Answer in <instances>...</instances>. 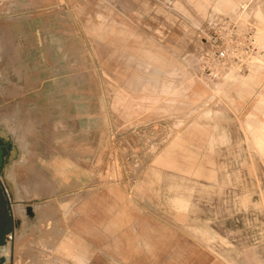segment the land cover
I'll use <instances>...</instances> for the list:
<instances>
[{"label": "rangeland", "instance_id": "374dc122", "mask_svg": "<svg viewBox=\"0 0 264 264\" xmlns=\"http://www.w3.org/2000/svg\"><path fill=\"white\" fill-rule=\"evenodd\" d=\"M0 131V264H70L101 204L264 264V0H0Z\"/></svg>", "mask_w": 264, "mask_h": 264}, {"label": "crops", "instance_id": "0c3cea01", "mask_svg": "<svg viewBox=\"0 0 264 264\" xmlns=\"http://www.w3.org/2000/svg\"><path fill=\"white\" fill-rule=\"evenodd\" d=\"M82 209L86 211L84 220H71L65 232L69 238L59 243L60 248L64 242L69 244L70 264H173L174 238L171 232L167 236L171 227L158 232L154 223L146 227V223L111 222L109 207L103 204ZM82 209H77V215Z\"/></svg>", "mask_w": 264, "mask_h": 264}, {"label": "water", "instance_id": "95a60500", "mask_svg": "<svg viewBox=\"0 0 264 264\" xmlns=\"http://www.w3.org/2000/svg\"><path fill=\"white\" fill-rule=\"evenodd\" d=\"M2 139L5 141L8 140V137L5 133L0 131V167H4L6 169L5 160H6V154H5V144L2 142ZM29 213H33L32 208H28Z\"/></svg>", "mask_w": 264, "mask_h": 264}, {"label": "flooded vegetation", "instance_id": "af4514ba", "mask_svg": "<svg viewBox=\"0 0 264 264\" xmlns=\"http://www.w3.org/2000/svg\"><path fill=\"white\" fill-rule=\"evenodd\" d=\"M2 142H4V141L2 140ZM5 146H6V144H5Z\"/></svg>", "mask_w": 264, "mask_h": 264}, {"label": "bare ground", "instance_id": "6f19581e", "mask_svg": "<svg viewBox=\"0 0 264 264\" xmlns=\"http://www.w3.org/2000/svg\"><path fill=\"white\" fill-rule=\"evenodd\" d=\"M56 263V262H55ZM57 264V263H56Z\"/></svg>", "mask_w": 264, "mask_h": 264}]
</instances>
